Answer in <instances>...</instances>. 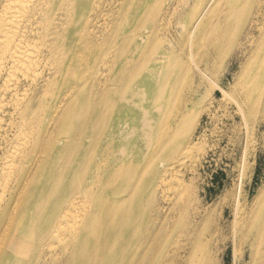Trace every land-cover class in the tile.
<instances>
[{
  "label": "bare ground",
  "instance_id": "6f19581e",
  "mask_svg": "<svg viewBox=\"0 0 264 264\" xmlns=\"http://www.w3.org/2000/svg\"><path fill=\"white\" fill-rule=\"evenodd\" d=\"M169 1L119 0V14L101 34L93 20L104 0H0V264H108L109 255L124 256L132 248L105 234L118 228L123 234L132 225L118 210L135 203L141 186L187 211L195 176L181 188L174 185L179 177L171 179L193 145L175 146L172 138L184 131L179 123L190 115L193 97L174 80L175 46L154 56L166 18L177 11ZM222 1L192 0L196 21L186 53L200 79L211 82L206 60L224 38V23L231 24L228 14L242 7L228 0L210 18ZM245 5L260 32L264 0ZM190 24H183L186 35ZM203 26L210 28L201 35ZM249 39L263 54L264 31H252ZM147 66L157 77L152 85L138 82ZM261 69L252 71L263 74ZM252 80L246 75L229 88L216 85L247 125L246 108L264 101L237 92ZM145 148L169 164L159 179L130 182L128 172L141 169ZM247 222V216L236 221L243 232Z\"/></svg>",
  "mask_w": 264,
  "mask_h": 264
},
{
  "label": "rangeland",
  "instance_id": "374dc122",
  "mask_svg": "<svg viewBox=\"0 0 264 264\" xmlns=\"http://www.w3.org/2000/svg\"><path fill=\"white\" fill-rule=\"evenodd\" d=\"M227 1L223 0L215 7L213 14L208 12L210 18L216 17L215 14ZM246 1H233L236 5L242 3L241 10L228 14L231 24L224 23V38L220 39L217 52L206 60L208 75L213 82L200 79L197 70L190 67L186 53V45L191 44L187 38L192 41L190 33L196 21L192 20L196 13L192 0L172 1L171 9L177 11L166 18L161 33L163 42L154 56L158 60L164 47L175 46L177 52L172 53L173 60L178 61L181 67H176L174 63L177 72L174 80L185 86L188 95L192 93L194 105L190 115L186 121L182 117L179 123L180 130L184 131L173 137L172 142L177 146L188 141L193 146L188 153L189 160L178 167L171 181L179 177L174 185L181 188L195 176V186L190 192L187 211L181 213L178 209L180 205H176L174 198L168 200L152 189L138 187L133 197L135 203L126 204L125 209L120 207L118 210L125 213L132 225L123 234L120 228L113 233L108 230L105 234L107 238L120 237V245L132 249L124 256L118 253L109 255L108 264H264V121L260 120L264 111V70L261 69L263 74L258 73L260 69L252 71L256 65L264 68V62L260 60L264 53L257 52L256 43H250L249 39L252 31L260 35L264 27L259 32L258 27L250 24L249 19L255 13L248 17L250 8L243 7ZM119 6V0H104L99 12L102 8L104 11L98 15L97 22L93 20L97 33H104L107 25L116 19ZM203 14L204 10L198 17ZM186 23L192 25L188 35L183 27ZM208 28L203 26L201 35ZM201 52H198V57ZM161 61L166 63L164 59ZM151 68L142 69L138 82L148 85L157 82ZM246 75L253 78L251 84L237 92L263 101V104L246 108L251 109L248 125L238 107L216 86L229 88L238 77ZM98 84L99 81L96 86ZM169 138L165 136L163 140ZM144 151L145 158L138 164L141 169L132 168L128 172L134 176L130 182L159 179L164 174V167L169 164L168 157L161 154L154 155V159L151 151L147 148ZM106 192L110 193V190L107 188ZM121 195L125 196L124 193ZM254 214H262V217L256 218ZM246 216L248 222L244 224L243 232L236 221ZM104 217L102 221L106 222ZM253 221L255 224L251 231ZM244 235L247 241L241 245L240 239ZM40 264L57 262L42 259Z\"/></svg>",
  "mask_w": 264,
  "mask_h": 264
}]
</instances>
